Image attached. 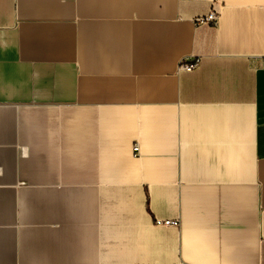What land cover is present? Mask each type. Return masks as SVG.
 <instances>
[{"label":"crops","instance_id":"crops-1","mask_svg":"<svg viewBox=\"0 0 264 264\" xmlns=\"http://www.w3.org/2000/svg\"><path fill=\"white\" fill-rule=\"evenodd\" d=\"M0 264H264V0H0Z\"/></svg>","mask_w":264,"mask_h":264},{"label":"built area","instance_id":"built-area-1","mask_svg":"<svg viewBox=\"0 0 264 264\" xmlns=\"http://www.w3.org/2000/svg\"><path fill=\"white\" fill-rule=\"evenodd\" d=\"M219 19V11L216 8H212L209 13L205 16L199 19V21H203L204 23H208L211 25H216ZM199 65V58L196 56H191V57H185L184 59L181 60V63L179 65V68L187 71H191L198 67ZM133 152L134 155L139 154V145L136 143L133 147ZM164 223L167 224H175L178 225L179 222L178 220H173V221H165Z\"/></svg>","mask_w":264,"mask_h":264}]
</instances>
